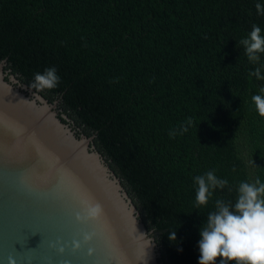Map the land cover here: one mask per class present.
<instances>
[{"label":"trees","instance_id":"trees-1","mask_svg":"<svg viewBox=\"0 0 264 264\" xmlns=\"http://www.w3.org/2000/svg\"><path fill=\"white\" fill-rule=\"evenodd\" d=\"M256 3L0 0V65L28 86L57 69L58 86L39 92L93 138L165 264H199L215 201L234 206L240 182L264 183V117L252 99L264 79L249 77L256 67L264 76V54L251 63L238 43L254 24L264 35ZM210 170L229 184L197 207L194 177Z\"/></svg>","mask_w":264,"mask_h":264},{"label":"water","instance_id":"water-1","mask_svg":"<svg viewBox=\"0 0 264 264\" xmlns=\"http://www.w3.org/2000/svg\"><path fill=\"white\" fill-rule=\"evenodd\" d=\"M57 106L0 65V264L9 255L17 264H165L93 138L78 136ZM84 201L102 206L99 220L76 219ZM85 233L95 234L88 243ZM57 241L63 254L50 246Z\"/></svg>","mask_w":264,"mask_h":264},{"label":"clouds","instance_id":"clouds-1","mask_svg":"<svg viewBox=\"0 0 264 264\" xmlns=\"http://www.w3.org/2000/svg\"><path fill=\"white\" fill-rule=\"evenodd\" d=\"M255 7L258 14L264 15V5L256 3ZM261 32V28L254 24L248 37L238 42L243 46L248 60L254 64L259 62L260 54H264V35ZM252 76L264 79L261 75V67L250 71L249 77ZM59 83L57 69L49 67L43 73H35L29 87L39 92L44 89H53ZM260 91L264 93V88ZM252 99L258 113L264 117V95H254ZM191 124L192 120L188 119L182 130L187 132ZM171 135L174 136L175 133ZM194 183L197 185V207L207 205L217 188L224 189L229 184L227 179L217 177L211 170L203 175L195 176ZM215 209L214 212L209 213L207 221L200 229L199 264H216L218 257L223 258L220 264H227L228 261H234L235 264H264V183H261L259 179L254 183L240 182L234 206L231 202L217 199ZM101 215L102 206L99 203L84 201L83 214L77 213L76 219L83 223L88 220H99ZM94 235V233H85L84 242H90ZM168 239L176 241L177 231H170ZM72 245L74 250L81 248L79 240H74ZM50 246L60 254L65 252L64 245L59 241ZM93 252L94 250L90 248L88 254L92 255ZM30 260L31 258H29V264ZM7 261L8 264H17V259L12 255L8 256ZM63 264H70V262L64 261Z\"/></svg>","mask_w":264,"mask_h":264},{"label":"rangeland","instance_id":"rangeland-1","mask_svg":"<svg viewBox=\"0 0 264 264\" xmlns=\"http://www.w3.org/2000/svg\"><path fill=\"white\" fill-rule=\"evenodd\" d=\"M56 111H57L58 115L61 113V112H60V109H59V106H57ZM71 127H72V126H71ZM72 128H73V127H72ZM73 130H74V129H73Z\"/></svg>","mask_w":264,"mask_h":264}]
</instances>
